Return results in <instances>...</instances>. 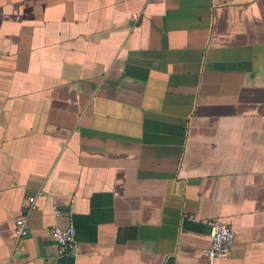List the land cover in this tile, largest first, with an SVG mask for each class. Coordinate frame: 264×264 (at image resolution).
<instances>
[{
    "label": "crops",
    "instance_id": "crops-1",
    "mask_svg": "<svg viewBox=\"0 0 264 264\" xmlns=\"http://www.w3.org/2000/svg\"><path fill=\"white\" fill-rule=\"evenodd\" d=\"M0 264H264V0H0Z\"/></svg>",
    "mask_w": 264,
    "mask_h": 264
},
{
    "label": "built area",
    "instance_id": "built-area-1",
    "mask_svg": "<svg viewBox=\"0 0 264 264\" xmlns=\"http://www.w3.org/2000/svg\"><path fill=\"white\" fill-rule=\"evenodd\" d=\"M30 202L34 204V198H31ZM55 215L59 217L61 213L58 210H55ZM206 224L210 230L211 237V245L206 252L210 262L229 256L235 241L234 231L220 220H208ZM15 231L16 235L21 238L28 235L25 218H20L16 221ZM76 234L77 231L73 223H71L67 228L56 226L51 231V235L57 244L59 256H65L74 251L77 245Z\"/></svg>",
    "mask_w": 264,
    "mask_h": 264
}]
</instances>
